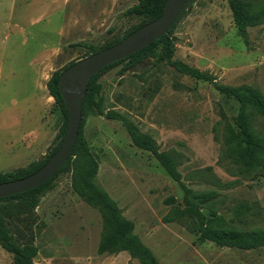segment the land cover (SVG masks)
Segmentation results:
<instances>
[{"label": "rangeland", "instance_id": "374dc122", "mask_svg": "<svg viewBox=\"0 0 264 264\" xmlns=\"http://www.w3.org/2000/svg\"><path fill=\"white\" fill-rule=\"evenodd\" d=\"M264 4V0H252ZM136 0H0V171L42 160L59 140L61 115L46 88L52 71L86 53L85 41L102 45L138 19L122 12ZM173 59L223 85H251L264 94V17L246 30L234 24L227 0H188L171 32ZM123 63L98 78L103 111L115 110L170 153L193 192L214 191L199 204L226 226L264 229V171H241L224 152L225 126L237 102L209 81L175 71L157 55L125 71ZM82 134L96 154L95 183L133 222L134 232L160 264H264V246L219 247L199 241L186 216L165 219L181 202V189L146 150L134 146L123 125L87 110ZM253 129L264 139L259 116ZM16 241L37 247L35 264H141L126 251L98 253L101 217L59 173L29 214L8 217ZM0 264H12L0 247Z\"/></svg>", "mask_w": 264, "mask_h": 264}, {"label": "trees", "instance_id": "16d2710c", "mask_svg": "<svg viewBox=\"0 0 264 264\" xmlns=\"http://www.w3.org/2000/svg\"><path fill=\"white\" fill-rule=\"evenodd\" d=\"M164 3L165 0H136L134 4L122 12V16L138 20L127 28L122 35L102 45H94L85 41L69 45L83 46L86 49V53L82 56L83 58L90 53L118 42L135 28L158 17L162 12ZM227 3L231 10L234 24L246 41L247 28L259 24L264 17V4L255 3L252 0H227ZM182 12L183 9L166 33L157 40L105 65L89 79L82 102L81 115L87 110H92L96 114H103L107 118L118 120L125 128L132 144L148 151L165 173L177 183L182 192L181 202L177 204L175 198H167V203L171 207L164 216L165 219H174L182 216L191 218L192 230L197 235V239L199 241L213 242L219 247H232L244 250L263 247L264 229L242 230L230 228L226 226L224 217L217 211L209 210L207 213L203 212L199 204L213 198L215 192H193L182 181L181 174L170 153L159 150L153 138L141 132L137 125L122 113L115 110L104 112L101 100L98 98L100 92L98 78L106 70L120 63H123L121 71L136 67L155 57L157 48H159L165 62L175 71L195 79L209 81L218 92L233 98L237 102L236 114L232 122L225 126L223 134L224 152L233 163L240 166L241 171L249 172L257 169L264 171V139L252 126L254 116H259L264 125V94L254 86L247 84L239 86L219 84L211 74L181 60L173 59L171 32ZM73 62L74 60L69 61L62 68L52 71L46 81V88L54 99L62 119L58 132L59 140L42 160L32 162L24 168L0 171V182L21 178L34 172L60 144L68 111L64 106V101L58 89V77L60 72ZM82 121L81 117L77 138L68 159L52 178L29 190L0 198V247L11 254L12 264H35L33 257L37 253V247L30 241H23L22 243L16 241L9 230L7 219L15 214L31 213L37 206L40 194L52 185V180L59 173L70 170L71 188L87 204L97 208L101 217L102 228L97 252L116 253L126 251L131 258L137 259L141 264H160L152 251L134 232L133 222L122 215L116 202L104 189L95 183L94 178L97 173L98 159L96 154L89 149L82 134Z\"/></svg>", "mask_w": 264, "mask_h": 264}, {"label": "water", "instance_id": "95a60500", "mask_svg": "<svg viewBox=\"0 0 264 264\" xmlns=\"http://www.w3.org/2000/svg\"><path fill=\"white\" fill-rule=\"evenodd\" d=\"M185 3L186 0H165L158 17L135 28L118 42L74 61L60 72L58 89L68 111L61 142L34 172L0 182V198L34 188L54 176L68 159L75 144L89 79L105 65L147 46L166 33Z\"/></svg>", "mask_w": 264, "mask_h": 264}]
</instances>
